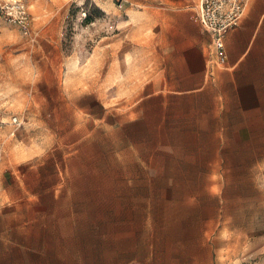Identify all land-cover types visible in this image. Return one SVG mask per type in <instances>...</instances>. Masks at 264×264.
<instances>
[{"label":"crops","instance_id":"crops-1","mask_svg":"<svg viewBox=\"0 0 264 264\" xmlns=\"http://www.w3.org/2000/svg\"><path fill=\"white\" fill-rule=\"evenodd\" d=\"M185 1L151 0L158 63L147 69L151 90L122 121L135 140L130 155L150 157L130 186L171 188V198L127 216L128 239L105 248L103 264L113 254L117 264H217L210 236L239 235L241 219L256 222L252 234L264 231V0H250L227 31L224 65L196 17L199 0ZM155 156L171 157V166ZM37 184L17 179L0 196V264H95L90 232L81 243L80 214L58 211L64 182Z\"/></svg>","mask_w":264,"mask_h":264},{"label":"rangeland","instance_id":"rangeland-1","mask_svg":"<svg viewBox=\"0 0 264 264\" xmlns=\"http://www.w3.org/2000/svg\"><path fill=\"white\" fill-rule=\"evenodd\" d=\"M157 14L151 0H125L121 8L111 0H0V196L17 179L38 181L35 190L63 181L58 211L80 214L81 243L90 232L95 264H103L105 248L126 243L127 216L171 198V188L130 186L150 157L130 155L135 140L122 124L151 90L147 69L158 61L149 25ZM153 161L171 166V157ZM255 223L241 219L240 234L220 242L210 236L213 261L264 264V231L252 234Z\"/></svg>","mask_w":264,"mask_h":264},{"label":"built area","instance_id":"built-area-1","mask_svg":"<svg viewBox=\"0 0 264 264\" xmlns=\"http://www.w3.org/2000/svg\"><path fill=\"white\" fill-rule=\"evenodd\" d=\"M77 6H84L94 0H72ZM119 8L125 0H111ZM250 0H199L196 5V17L203 31L210 36L213 52L218 64H225L224 37L229 29L242 18ZM18 22L27 29L26 12L17 7ZM16 122V119L13 121Z\"/></svg>","mask_w":264,"mask_h":264}]
</instances>
